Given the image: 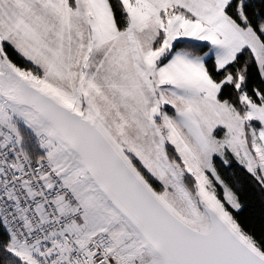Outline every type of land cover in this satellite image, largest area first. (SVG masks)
Instances as JSON below:
<instances>
[{"label": "snow or ice", "instance_id": "6c2138e0", "mask_svg": "<svg viewBox=\"0 0 264 264\" xmlns=\"http://www.w3.org/2000/svg\"><path fill=\"white\" fill-rule=\"evenodd\" d=\"M246 189L264 0H0V264H264Z\"/></svg>", "mask_w": 264, "mask_h": 264}, {"label": "trees", "instance_id": "16d2710c", "mask_svg": "<svg viewBox=\"0 0 264 264\" xmlns=\"http://www.w3.org/2000/svg\"><path fill=\"white\" fill-rule=\"evenodd\" d=\"M236 171L240 172V169L236 168ZM241 198L246 207L238 217L240 222L258 240L264 239V202L257 194L247 189L241 193Z\"/></svg>", "mask_w": 264, "mask_h": 264}]
</instances>
